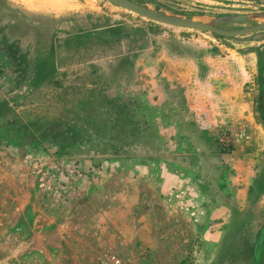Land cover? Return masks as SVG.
Wrapping results in <instances>:
<instances>
[{
	"label": "rangeland",
	"instance_id": "1",
	"mask_svg": "<svg viewBox=\"0 0 264 264\" xmlns=\"http://www.w3.org/2000/svg\"><path fill=\"white\" fill-rule=\"evenodd\" d=\"M74 1V8L55 17L25 14L12 0H0L1 44L11 64L7 77L0 79V138L34 146L46 141L70 142L69 148L34 150L89 156L96 158V167L103 166L92 177L103 181L100 220L96 205L90 206L89 219L84 220L89 238H68L66 257L60 264H95L107 252L131 264H264V116L259 112L260 84L264 108V80L260 82L259 70V61L264 67V31L224 38L157 25L104 0ZM131 1L203 21L264 13V0ZM166 43L192 54L205 45L233 49L243 56L252 53L258 67L249 88L253 90V128L239 123L232 132L208 131L209 148L206 139L197 141L204 155L200 164L192 162V152H179L187 155L190 166L201 165L204 177L188 182L203 189L204 208L199 210H192L197 196L191 194L186 207L159 210L163 199L155 193L158 184L151 185V150L160 149L159 141L170 133L168 126L178 123L169 112L172 105L151 96L161 85V81L151 84V59ZM239 126L244 127L247 139L239 143L233 156H221L224 152L218 149L216 135L234 134ZM239 154L248 155L246 162ZM118 158L124 162L121 167L100 163V159L114 162ZM125 160L133 164L128 171ZM244 167L251 170L245 172ZM122 190L124 211L113 200ZM210 201L221 209H209ZM228 202L234 209L226 207ZM119 222L122 227L117 226ZM6 258L7 252L0 248V264H12ZM30 259L21 256L13 264H31Z\"/></svg>",
	"mask_w": 264,
	"mask_h": 264
},
{
	"label": "crops",
	"instance_id": "2",
	"mask_svg": "<svg viewBox=\"0 0 264 264\" xmlns=\"http://www.w3.org/2000/svg\"><path fill=\"white\" fill-rule=\"evenodd\" d=\"M62 1L12 0V5L25 14L57 17L76 6L73 0ZM254 59L252 53L238 55L233 49L222 46L205 45L198 54H192L181 46L173 48L170 43L162 46L151 59V84L161 81L160 87H155L159 91L151 92V96L168 101L172 105L169 112L178 121L168 126L170 133L159 141L158 148L162 147L163 151L151 150V185L158 184L155 193L163 199L159 210L170 212L186 207L189 194L197 196L192 210L204 208L203 189L198 184L194 187L188 183L204 177L201 165L190 166L187 155L179 152H192V162L200 164L204 155L197 148V141L206 139L209 148L208 131L227 129L232 132L239 123L253 128V90L249 88L258 70ZM233 155L223 153L221 156ZM247 156L239 154L243 163ZM95 159L0 146V248L7 252L5 260L10 259L13 264V259L19 260L22 256L31 258V264H60L66 257L68 238H89L86 224L89 207L96 205L98 222L101 217L98 208L103 181L92 177L103 166L96 167ZM100 163L109 167L114 163L118 167L124 164L120 158L114 162L100 159ZM125 163V171L130 170L128 167L133 164L126 160ZM243 170L249 172L251 167ZM123 194V190L116 193L119 197ZM119 197L113 198L115 207L124 211L125 203ZM209 203V209H221L219 205L213 207V201ZM232 204L225 205L234 209ZM117 226L122 227V222Z\"/></svg>",
	"mask_w": 264,
	"mask_h": 264
},
{
	"label": "water",
	"instance_id": "3",
	"mask_svg": "<svg viewBox=\"0 0 264 264\" xmlns=\"http://www.w3.org/2000/svg\"><path fill=\"white\" fill-rule=\"evenodd\" d=\"M104 1L122 11L128 12L146 21L172 29L205 32L224 38L246 37L264 31V13L253 16H224L209 21H203L192 17L170 14L166 11L140 5L131 0ZM253 22H255L256 25L237 30H224L220 28L223 25L246 24Z\"/></svg>",
	"mask_w": 264,
	"mask_h": 264
},
{
	"label": "built area",
	"instance_id": "4",
	"mask_svg": "<svg viewBox=\"0 0 264 264\" xmlns=\"http://www.w3.org/2000/svg\"><path fill=\"white\" fill-rule=\"evenodd\" d=\"M10 68L9 60L3 51V47L0 39V70L2 71L0 79L7 77V70ZM0 80V81H1ZM247 139L244 127L238 128V130L232 134L228 132H221L216 135L215 140L218 149L226 154H232L240 142ZM95 264H131L130 262L123 260L117 254L107 252L98 258Z\"/></svg>",
	"mask_w": 264,
	"mask_h": 264
},
{
	"label": "trees",
	"instance_id": "5",
	"mask_svg": "<svg viewBox=\"0 0 264 264\" xmlns=\"http://www.w3.org/2000/svg\"><path fill=\"white\" fill-rule=\"evenodd\" d=\"M0 39H1V43H2V38L0 37ZM9 64H10V62H9ZM259 70L261 71V74H262L261 78H260L261 79L260 82L262 83V80H264V67L260 64V61H259ZM262 96H263V85L260 84L259 85V112H260L261 116H264V108H263ZM15 140L16 139L14 138V139H12L10 141H6V139H3V138L1 139L0 138V145H5V146L12 145V146H16V147H24L26 149H36V147H41V146L42 147L57 146L58 148H60V147L61 148H69L70 145H72L70 142H68V143H60L59 142V143H53L52 144V143L47 142V141L46 142H38V143H36V146L33 145L34 143L22 145L19 142H15ZM260 245H261V240L258 242V244L256 246L255 254H256L257 257L259 255V251H260V247H261Z\"/></svg>",
	"mask_w": 264,
	"mask_h": 264
}]
</instances>
